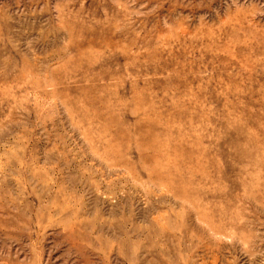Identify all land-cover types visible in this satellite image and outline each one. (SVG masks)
Here are the masks:
<instances>
[{"label":"rangeland","instance_id":"374dc122","mask_svg":"<svg viewBox=\"0 0 264 264\" xmlns=\"http://www.w3.org/2000/svg\"><path fill=\"white\" fill-rule=\"evenodd\" d=\"M0 264H264V0H0Z\"/></svg>","mask_w":264,"mask_h":264}]
</instances>
